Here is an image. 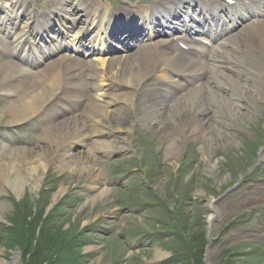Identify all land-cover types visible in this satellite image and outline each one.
<instances>
[{
    "label": "bare ground",
    "instance_id": "6f19581e",
    "mask_svg": "<svg viewBox=\"0 0 264 264\" xmlns=\"http://www.w3.org/2000/svg\"><path fill=\"white\" fill-rule=\"evenodd\" d=\"M200 1L155 0L132 14L114 17V28L96 35L101 20L113 13L99 0H50L43 15L35 13L32 1L0 0V34H6L5 39L0 37V95L9 103L0 120L9 117L10 126L36 119L43 122L36 149L10 150L0 144V196L4 184L19 192L27 186L36 191L51 165L96 181L100 155L129 150L130 136L121 144L110 140L115 127L121 130L128 124L122 116L126 111L135 112L130 122L137 120L150 133L168 132L169 159L177 156L180 139L191 135L203 141L205 159L211 162L213 145L206 127L210 121L221 131L225 122L239 119L245 103L264 104V17H260L264 4L262 0ZM226 1H234L238 9L249 1L255 7L253 13L249 11L252 21L226 20L228 25L244 27L210 49L195 46L196 41H206L205 37L186 39L179 32L173 39L153 37L155 28L167 36L177 31L174 20L184 10L191 12L186 17L195 26L196 15L203 14L206 7L212 24L205 22L208 30L199 33L208 34L219 12L230 14L233 10ZM134 26L146 29L130 32ZM55 27L59 37L48 35ZM213 32L221 37L217 30ZM125 34L135 47L123 45L111 51L91 46V42L97 45L96 40H116ZM82 41L86 49L83 56L76 46ZM51 45L59 52L54 53ZM66 46L75 52L64 55L61 49ZM42 52L43 58L35 59L34 54ZM143 87L148 90L142 91ZM77 147L86 151L76 155ZM89 188L106 195L102 186L93 183ZM250 188L251 198L245 205L260 213L264 210V178ZM64 195V187L59 188L53 202ZM6 207L0 202V217ZM255 233L264 237L261 221L250 227L249 234ZM13 262L18 263L19 257Z\"/></svg>",
    "mask_w": 264,
    "mask_h": 264
},
{
    "label": "rangeland",
    "instance_id": "374dc122",
    "mask_svg": "<svg viewBox=\"0 0 264 264\" xmlns=\"http://www.w3.org/2000/svg\"><path fill=\"white\" fill-rule=\"evenodd\" d=\"M31 1L36 13L46 11L49 0ZM99 1L119 7L128 0ZM0 99L1 115L9 103ZM134 115L123 113L129 122L115 127L110 139L121 144L130 135L128 152L100 155L96 181L51 165L36 191L4 184L0 264L18 257L16 264H264V237L249 234L264 222V210L259 215L245 205L250 186L264 178V104L245 103L239 119L221 131L210 121L211 162L203 141L191 135L180 139L177 156L169 159L168 132L150 133L130 122ZM9 120H0V144L36 149L42 122L10 126ZM85 151L74 149L76 155ZM93 183L106 195L90 189ZM62 187L66 196L51 210L52 193Z\"/></svg>",
    "mask_w": 264,
    "mask_h": 264
}]
</instances>
